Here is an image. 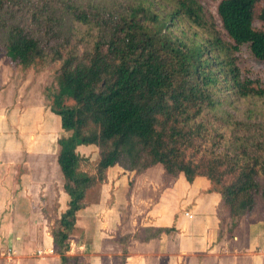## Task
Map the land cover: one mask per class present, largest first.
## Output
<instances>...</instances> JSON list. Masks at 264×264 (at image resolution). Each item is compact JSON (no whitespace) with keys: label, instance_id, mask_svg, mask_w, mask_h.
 Here are the masks:
<instances>
[{"label":"trees","instance_id":"1","mask_svg":"<svg viewBox=\"0 0 264 264\" xmlns=\"http://www.w3.org/2000/svg\"><path fill=\"white\" fill-rule=\"evenodd\" d=\"M258 1L220 0L219 29L201 0H0L7 57L55 65L47 105L70 132L57 152L67 208L51 227L60 264L79 263L68 253L76 213L114 165L207 178L230 231L264 212V82L242 74L236 55L245 45L264 61ZM80 144L96 145L98 160L79 155ZM174 230L142 227L140 240ZM135 235L116 240L123 255Z\"/></svg>","mask_w":264,"mask_h":264},{"label":"crops","instance_id":"2","mask_svg":"<svg viewBox=\"0 0 264 264\" xmlns=\"http://www.w3.org/2000/svg\"><path fill=\"white\" fill-rule=\"evenodd\" d=\"M30 81L27 74L23 85ZM0 95V264H60L51 227L67 208L57 152L58 139L70 132L62 129L60 117L46 103L16 106L10 98L9 106H3ZM95 149L92 144L77 147L92 162L98 159ZM35 153L39 161H34ZM207 180L169 176L160 164L138 174L119 165L109 167L106 180L87 191L86 205L76 213L75 227L80 223L91 234L85 241L70 237L68 253L87 254L82 252L89 241L91 253L86 262L79 256L78 264H116L115 256L102 245L110 242L121 248L119 264H264V212L256 209L242 216L230 231L228 211L220 208L221 195ZM135 188H140L137 197L143 188L160 190L141 227L175 230L147 241L132 238L123 255L122 245L104 238L103 232L123 228L122 214L127 212L128 217L123 208L132 202ZM139 200L142 205L143 199ZM48 211L56 213L54 218ZM8 248L14 251L11 258L2 254Z\"/></svg>","mask_w":264,"mask_h":264},{"label":"rangeland","instance_id":"3","mask_svg":"<svg viewBox=\"0 0 264 264\" xmlns=\"http://www.w3.org/2000/svg\"><path fill=\"white\" fill-rule=\"evenodd\" d=\"M219 1L220 0H201L205 8L213 15L215 19L216 27L221 29V23L216 14V6ZM262 8H264V0H259L255 7L256 14H255V18L253 21V26L257 29H262L264 31V21H262L260 18L257 17V14L260 12ZM236 55L238 56V59H237L238 65L240 67L242 74L248 75L253 78H258L264 82V61H259V60H256L254 57H252L249 48L245 45L241 47L240 51L236 53ZM27 74H28V79H30L31 81L29 84L27 83L26 85H23L24 84L23 80L25 79V76ZM55 87H56L55 65H49L43 68H41L40 65H35V66L29 67L26 69L21 64H18L17 62L16 63L12 62L6 55V50L4 49V45L0 44V94H2L3 100L1 99V101H2L3 106L5 105L9 106L10 98L12 99L14 98L13 103L16 106L18 105L24 106L26 103H30V102H33V103L34 102L35 103L44 102L48 104L50 101L49 94L51 90ZM10 94H13V95H10ZM0 98H1V95H0ZM15 98H19V99L15 100ZM36 140L37 138L35 137V142ZM49 140L51 142V139ZM80 145H90V144H80ZM80 145H77V147ZM92 145L96 148L95 150H97L95 154H98V147L94 144ZM77 147L75 149L76 152L79 155L85 157L83 154L79 153V151L77 150ZM92 151L93 150H91L89 154H91ZM34 157H35L34 161H39L36 153ZM85 158L89 160V157H85ZM98 158H99V155H98ZM114 168H118V166H115ZM155 182H157V180ZM208 182L210 183V181ZM115 191H117L116 188H115ZM132 191L134 193V195L131 196L132 202L126 203V201L124 202L125 199H123L122 197H120L119 199L121 203L124 202L127 204V207L123 208V210L125 209L128 210V217H126L127 212L122 214V217L125 218L123 221V228L122 226H120L119 231L117 230L104 231L103 232L105 235L104 238L108 236L107 239H109L110 241L112 240L115 241L120 237L122 232L124 234H130V235L136 234L135 236L138 237V240L144 237V232L142 231V227H141L145 225L143 223V221L145 220L143 219H145L148 208L150 206L152 207V204L154 203V200L158 196V192L160 190L151 189L149 191V189L143 188L141 196H138V197H137V193L138 191H140V188H135V190H132ZM102 193L105 195L106 191L104 190L102 191ZM110 196H111V193H110ZM113 199L114 198L111 196V202ZM139 199H143V204H146L147 207L143 204L140 205L141 201ZM48 212L49 214L47 213V215L48 217L50 216V218H54V215H56V213L53 211H48ZM93 233H96V232H94L93 230ZM90 234L91 232H89V230H86L85 226L80 225L79 223V225L75 227L70 237L71 239H73V241H75V239H78V238H82L83 241H85V239H88ZM91 239H93L92 235H91ZM87 244H85V247H83L84 251L82 253H87V254L91 253L90 251L91 249L88 248ZM102 245L106 247L112 255L115 256L114 262H116V264H119L120 260L118 259L119 255L117 253L119 251L121 252V248L114 244L112 245L110 242H105V244H102ZM102 251L103 250L101 249L99 250L100 253H103ZM13 252L14 251L12 249L8 248L7 250L5 249V251L2 254L3 256H8L9 258L10 256L11 257L13 256ZM87 254L77 255L78 261H79V256H80V260H82L83 262H86ZM83 257H86V258L83 259Z\"/></svg>","mask_w":264,"mask_h":264}]
</instances>
